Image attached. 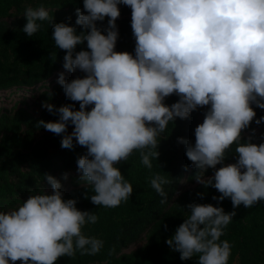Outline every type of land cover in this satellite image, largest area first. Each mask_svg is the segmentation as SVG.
Instances as JSON below:
<instances>
[{
  "label": "clouds",
  "instance_id": "9594fccd",
  "mask_svg": "<svg viewBox=\"0 0 264 264\" xmlns=\"http://www.w3.org/2000/svg\"><path fill=\"white\" fill-rule=\"evenodd\" d=\"M121 4L132 10L135 56L115 51ZM83 7L76 10L79 33L68 23H54L43 6L26 8L23 32L31 38L41 28L38 21H51L55 46L66 52L64 69L85 73L71 82L61 73L57 81L79 110L74 103L58 109L44 103L59 119L38 124L63 134L62 148L73 149L75 140L87 149L77 160L78 171L95 194L85 198L105 208L127 202L133 185L117 165L139 152L151 170L170 122L210 106L195 128V144L178 140L198 169L194 179L221 193L214 200L230 198L233 208L264 201V143H252V137L242 143L254 120L264 123L253 109H264V0H84ZM106 17L107 28H98ZM85 42L90 51L76 52ZM56 58L52 52L53 62ZM173 94L179 101L166 105ZM70 124L74 130L67 134ZM234 145L237 162L205 180L207 170L223 164ZM44 179L51 193L40 189L17 209L0 211V264H57L77 251L96 255L103 248L101 239L83 231L99 216L78 210L75 199L65 200L58 179L49 174ZM149 183L161 203H168L167 175L154 174ZM187 208L190 214L167 245L184 261L198 256L197 264H229L233 245L221 237L237 213L212 204Z\"/></svg>",
  "mask_w": 264,
  "mask_h": 264
},
{
  "label": "trees",
  "instance_id": "16d2710c",
  "mask_svg": "<svg viewBox=\"0 0 264 264\" xmlns=\"http://www.w3.org/2000/svg\"><path fill=\"white\" fill-rule=\"evenodd\" d=\"M83 5L84 0H0V92L42 87L59 72L71 73L63 67L66 52L58 49L52 39L51 21H38L41 28L31 38L23 32L27 23L26 8L43 6L54 23H68L77 27L79 33L83 29L76 25V10L84 11ZM119 8L121 15L116 21L119 37L115 51L135 56L132 10L123 4ZM109 19L98 21V28H107ZM82 50L90 51L86 42L76 48V52ZM52 52L56 53L55 62L51 59ZM39 100L42 105L49 103L56 109L74 103V110H79V103L70 101L60 84L43 91ZM178 101L179 97L173 94L165 103L170 106ZM25 106L0 114V211L17 209L40 189L51 193V185L44 179L49 174L61 182L65 200L75 199L78 210L99 216L96 224L86 225L83 231L104 242L101 251L96 255H81L77 251L72 257H61L57 264H197L198 256L181 260L180 254L173 252L166 243L190 214L187 206L192 203L212 204L223 207L225 213H237L221 237L233 245L229 264H264V201L251 208L243 205L233 208L230 198L222 202L214 200L213 197H219L221 193L196 182L194 176L198 169L186 156L187 146L178 143L183 138L195 144V128L203 123L210 106L198 108L186 120L177 118L174 123L170 122L157 149L160 156L152 161L151 170L141 163L139 152L117 165L134 191L127 202L115 208L94 205L90 198H85L95 194L91 186L80 181L82 173L78 171L77 160L87 149L75 140L73 149H64L61 147L63 134L56 135L38 127L41 120L58 121V114L43 108L36 116L28 105ZM253 109L257 114L255 119L264 117V109L255 105ZM73 130L74 125L70 124L67 134ZM249 137H252V143H264V123L257 125L254 120L242 133V143ZM237 159L234 145L223 164L207 170L205 180L212 177L215 170L234 164ZM157 173L167 175L170 181L163 186L168 194L166 204L161 203L162 197L149 183ZM187 185L196 186L186 189ZM142 241L145 243L141 247L127 252ZM113 249L115 251L109 255Z\"/></svg>",
  "mask_w": 264,
  "mask_h": 264
},
{
  "label": "rangeland",
  "instance_id": "374dc122",
  "mask_svg": "<svg viewBox=\"0 0 264 264\" xmlns=\"http://www.w3.org/2000/svg\"><path fill=\"white\" fill-rule=\"evenodd\" d=\"M63 73L66 81L71 82L76 78H84L85 73L77 72V73H64L59 72L54 77H52L49 81H47L42 87L38 86L35 88H26V89H13L6 92H0V114L4 112H14L20 107H26L28 105L30 107V111L33 112L36 116H39L41 110L44 108L42 103L39 100V96L43 91L48 89H52L55 85H57V81L59 78V74ZM196 185H187L186 189H193ZM145 241L140 242L139 244L131 247L127 252H131L141 247Z\"/></svg>",
  "mask_w": 264,
  "mask_h": 264
}]
</instances>
